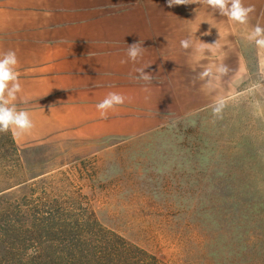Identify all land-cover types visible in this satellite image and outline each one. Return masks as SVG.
Listing matches in <instances>:
<instances>
[{"label":"rangeland","instance_id":"1","mask_svg":"<svg viewBox=\"0 0 264 264\" xmlns=\"http://www.w3.org/2000/svg\"><path fill=\"white\" fill-rule=\"evenodd\" d=\"M246 51L247 76L142 134L0 133V264H264V66Z\"/></svg>","mask_w":264,"mask_h":264},{"label":"crops","instance_id":"2","mask_svg":"<svg viewBox=\"0 0 264 264\" xmlns=\"http://www.w3.org/2000/svg\"><path fill=\"white\" fill-rule=\"evenodd\" d=\"M242 3L254 6L245 24L204 3L0 0V54L16 52L22 91L15 103L34 124L22 136L10 132L14 144L132 137L159 127L168 114L206 105L208 81L248 75L246 50H257L255 63L264 66L260 37L248 38L257 25L264 28V0ZM185 38L188 49L180 46ZM138 42L145 48L138 62L121 63L128 45ZM201 45L208 46L197 51ZM140 67L151 82L135 78ZM109 92L126 99L102 118L96 105Z\"/></svg>","mask_w":264,"mask_h":264},{"label":"clouds","instance_id":"3","mask_svg":"<svg viewBox=\"0 0 264 264\" xmlns=\"http://www.w3.org/2000/svg\"><path fill=\"white\" fill-rule=\"evenodd\" d=\"M193 3H204L212 9L219 10L220 14L226 16L230 21H235L240 24H245L248 21L249 13L254 11V6L245 7L242 0H168V6L188 5ZM208 33H205V35ZM260 37L257 40L259 47L264 48V28L257 25L253 33L248 37L252 39ZM143 43H133L128 45L126 54L128 60H122L121 63L128 61L138 62L142 57L144 47ZM180 46L183 49L189 48V40L187 38L180 41ZM208 45H201L197 51H203ZM18 58L16 52L8 50L0 54V133L11 132L14 137H19L29 132L33 127V121L30 114L26 110H18L15 101L18 99V94L22 91V85L17 71ZM148 67V66H147ZM140 67L134 69L138 76L136 79L151 82L153 76L151 73H146L145 68ZM219 71H225L221 68ZM211 74V67L206 68L201 74L203 79ZM126 97L118 92H109L107 96L96 105L102 118H107L108 111L114 109L117 105H122ZM219 108L214 111L219 112Z\"/></svg>","mask_w":264,"mask_h":264},{"label":"trees","instance_id":"4","mask_svg":"<svg viewBox=\"0 0 264 264\" xmlns=\"http://www.w3.org/2000/svg\"><path fill=\"white\" fill-rule=\"evenodd\" d=\"M13 144H14V142H13ZM15 145V144H14ZM94 225L96 226V227H100L99 226V224H97V221H95L94 220ZM137 249V248H136ZM140 253H143V254H145V252H143L142 250H140V249H137ZM151 259H152V261H153V264H160L157 260H156V258L155 257H151Z\"/></svg>","mask_w":264,"mask_h":264}]
</instances>
